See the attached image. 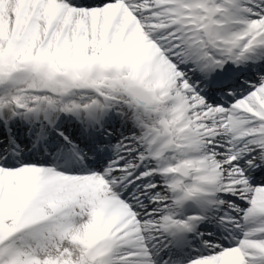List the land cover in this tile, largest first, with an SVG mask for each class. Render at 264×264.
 Instances as JSON below:
<instances>
[{"label":"snow or ice","instance_id":"6c2138e0","mask_svg":"<svg viewBox=\"0 0 264 264\" xmlns=\"http://www.w3.org/2000/svg\"><path fill=\"white\" fill-rule=\"evenodd\" d=\"M0 264H264V0H0Z\"/></svg>","mask_w":264,"mask_h":264}]
</instances>
